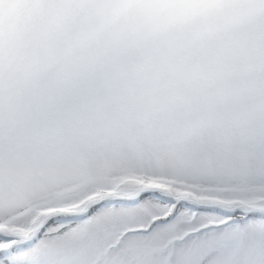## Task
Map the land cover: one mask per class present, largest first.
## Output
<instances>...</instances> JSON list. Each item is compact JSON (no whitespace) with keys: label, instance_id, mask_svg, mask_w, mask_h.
Listing matches in <instances>:
<instances>
[{"label":"snow or ice","instance_id":"1","mask_svg":"<svg viewBox=\"0 0 264 264\" xmlns=\"http://www.w3.org/2000/svg\"><path fill=\"white\" fill-rule=\"evenodd\" d=\"M0 264H264V0H0Z\"/></svg>","mask_w":264,"mask_h":264}]
</instances>
